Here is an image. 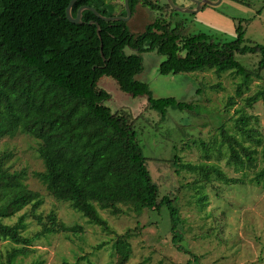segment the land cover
I'll list each match as a JSON object with an SVG mask.
<instances>
[{
    "label": "trees",
    "instance_id": "trees-1",
    "mask_svg": "<svg viewBox=\"0 0 264 264\" xmlns=\"http://www.w3.org/2000/svg\"><path fill=\"white\" fill-rule=\"evenodd\" d=\"M69 1L0 0V139L17 132L35 138L44 169L34 171L33 176L54 199L68 202L107 233L114 231L97 208L113 215L129 211L140 215L146 208L158 210L166 206L172 242L183 250L175 232L181 217L173 198H158L129 116L112 112L104 104L109 94L97 88L96 82L101 76H109L121 91L133 97L145 95L147 106L159 111L162 121L167 107L191 110L196 104L173 97H153L148 83L135 78L143 68L142 53L155 51L165 57L158 67L161 74L213 68L217 73L240 75L235 90L239 96L252 78H261L264 45L250 44L240 25L234 40L218 42L203 32L181 35L180 24L171 26L163 17L146 23L138 33H132L125 21H104L88 9L82 11L81 23H72L65 15ZM137 4L160 8L158 0H128L131 15ZM82 5L92 6L104 16L125 15L123 0L121 4L112 0H77L72 6L73 16ZM163 5V9L176 12L167 2ZM91 20L98 22L99 36ZM246 52H259L255 68L248 69L236 59L235 53ZM258 100L264 104V86L245 98L247 104ZM237 112L233 133L219 127L221 145L227 146V164L251 169L253 175L248 182L264 189V150L261 164L257 163V151L244 146L243 140L259 142L258 135L248 127L249 117L241 110ZM203 146L205 152L211 149L204 143ZM3 158L0 157V217H11L29 206L41 226L31 238L21 236L17 227L0 226L10 233L14 243L24 246L44 233L81 231L78 225L67 226L59 221L53 210L45 215L38 213L41 195L24 183V170L9 171ZM173 159L176 170L198 171L202 175L199 188L210 176L225 185L246 182L227 176L213 163H182L177 156ZM131 231L128 228L117 234L114 244L123 242L121 239L128 238ZM17 252L20 249L13 247L7 264L13 263Z\"/></svg>",
    "mask_w": 264,
    "mask_h": 264
},
{
    "label": "rangeland",
    "instance_id": "rangeland-1",
    "mask_svg": "<svg viewBox=\"0 0 264 264\" xmlns=\"http://www.w3.org/2000/svg\"><path fill=\"white\" fill-rule=\"evenodd\" d=\"M112 1L122 3V0ZM190 1L174 0V3L187 6ZM165 2L158 0V9L137 4L127 21L131 32L138 33L146 23L163 17L171 26L179 23L181 35L203 32L218 42L234 40L236 27L240 25L250 44L264 45V0H218L215 5L204 4L194 13L166 12ZM141 55L143 68L135 78L148 83L153 97H173L196 106L191 110L167 107L161 121L159 111L147 106L145 95L133 97L121 91L113 78L101 76L96 87L108 92L104 104L112 112L129 116L149 175L157 186L158 198L163 195L173 198L181 217L175 232L180 236L178 241L183 250L172 242L170 216L164 205L158 210L146 208L140 215L133 211L113 215L97 208L114 231L107 233L72 209L68 202L54 199L32 174L44 169L37 140L17 132L0 139L4 167L9 171H25L24 183L42 198L38 213L45 215L53 210L59 221L67 226L78 225L81 231L44 233L29 245L16 244L3 227H17L21 236L30 238L41 229L26 206L11 217H0L3 226L0 227V264H7L13 247L20 252L12 264H264V189L248 182L253 175L251 169L227 164V146L221 145L219 134L220 126L233 133L234 121L239 116L237 110L243 111L249 117L248 127L255 130L259 140L245 138L243 145L257 151L256 162L261 164L264 104L261 100L247 104L245 98L264 86V68L261 78H252L237 96L240 75L230 71L217 73L213 68L161 74L158 67L165 58L163 55L155 51ZM235 57L252 69L257 66L260 54L235 53ZM202 142L207 149L211 148L208 152ZM174 156L180 157L182 163H213L227 176L246 182L225 185L210 176L204 187L199 188L202 175L198 171L176 170L172 163ZM128 228L132 230L130 236L121 239L123 242L116 241L115 245L116 235ZM100 242H104L103 246L97 247Z\"/></svg>",
    "mask_w": 264,
    "mask_h": 264
},
{
    "label": "water",
    "instance_id": "water-1",
    "mask_svg": "<svg viewBox=\"0 0 264 264\" xmlns=\"http://www.w3.org/2000/svg\"><path fill=\"white\" fill-rule=\"evenodd\" d=\"M77 0H70L66 9H65V15H66V18L72 22V23H81L82 22V19H81V14H82V11L84 9H88L90 11H92L95 16L101 20H104V21H117V20H122V21H125L127 22L130 17H131V11L129 9V5H128V0H123V5H124V8H125V15H114V16H104L102 14H100L94 7L92 6H88V5H82L78 8L77 12H76V15L73 16L72 15V6L73 4L76 2ZM194 3H195V6L193 8H189L187 6H179V5H176L173 0H166V2L168 3V5L175 11H178V12H184V13H194L196 11H198L201 6L203 4H209V5H215L216 3H218V0L216 1H210V0H192ZM90 23H95L96 25V32L98 34V36L100 35V28H99V24L97 21L95 20H91ZM101 46V45H100Z\"/></svg>",
    "mask_w": 264,
    "mask_h": 264
},
{
    "label": "flooded vegetation",
    "instance_id": "flooded-vegetation-1",
    "mask_svg": "<svg viewBox=\"0 0 264 264\" xmlns=\"http://www.w3.org/2000/svg\"><path fill=\"white\" fill-rule=\"evenodd\" d=\"M210 1H216V0H210ZM173 2H174V0H173ZM175 4H176V5H179V4H177V3H175ZM203 5H204V4H203ZM203 5H202V6H203ZM164 6H165V5H163V7H164ZM179 6H183V5H179ZM194 6H195V3H194L192 0H191L190 3L187 5V7H189V8H193ZM202 6H201V7H202ZM161 7H162V6H161ZM170 8H171V7H170ZM164 10H165L166 12L169 11V10L166 9V7H165ZM134 12H135V11H134ZM176 12H178V11H176ZM132 15H133V14H132Z\"/></svg>",
    "mask_w": 264,
    "mask_h": 264
}]
</instances>
